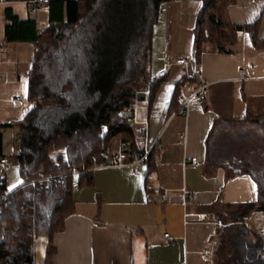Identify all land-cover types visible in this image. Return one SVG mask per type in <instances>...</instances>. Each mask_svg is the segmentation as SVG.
I'll return each instance as SVG.
<instances>
[{"label": "crops", "instance_id": "1", "mask_svg": "<svg viewBox=\"0 0 264 264\" xmlns=\"http://www.w3.org/2000/svg\"><path fill=\"white\" fill-rule=\"evenodd\" d=\"M22 1L0 7V154L7 157L16 154L18 123L33 108L29 87L36 47L5 41V11L12 8L21 19H41L40 29L48 25V12L31 16ZM202 6V0H171L153 15L150 80L164 73L167 79L152 94L145 90L148 96L136 104L138 120L148 123L149 142L156 150L152 170L143 163L98 166L88 183L75 175L74 210L52 239L50 259L48 237L36 238L35 264H226L232 225L249 229L252 238L264 236V208L244 217L236 213L239 205L257 200L258 183L251 174L220 164L240 142L232 137L233 125L238 134L246 116L264 108V48L246 30L233 27L259 18L257 36L264 39V0L230 3L222 28L224 50L206 43L197 59L195 26ZM180 58L187 65L178 63ZM181 80L189 92L202 80L210 82L205 97L192 99L188 115L177 113L175 93ZM128 137L116 135L109 147ZM151 176L170 190L165 201L148 187ZM18 177L13 167L8 184L15 186ZM183 189L194 197L184 198ZM203 213L206 220L199 218Z\"/></svg>", "mask_w": 264, "mask_h": 264}, {"label": "trees", "instance_id": "2", "mask_svg": "<svg viewBox=\"0 0 264 264\" xmlns=\"http://www.w3.org/2000/svg\"><path fill=\"white\" fill-rule=\"evenodd\" d=\"M167 1L171 0H51L44 29L36 18L21 19L12 8L6 9L5 41L33 43L36 60L29 87L33 108L18 123L16 154L8 157L19 173L16 185L7 182L12 168L0 171L4 187L11 191L0 206V264H35L39 236L49 239L50 259L52 239L74 210V176L81 183L90 182L93 155L107 149L118 134H128L133 146L141 147L143 135L138 125L127 121L128 108L146 99L145 90L155 92L167 73L147 80L144 89H132L139 73L130 69V61L134 58L137 65L149 60L153 15ZM235 1L202 0L195 26L197 59L206 43L224 50V15ZM233 27L246 30L253 43L264 48V39L257 36L259 18ZM183 84L178 82L176 102ZM242 122L258 123L252 114ZM233 128L232 137L238 138L236 125ZM240 142L233 146L234 155L220 164L247 172L258 183L257 200L236 211L244 217L264 208V162L254 170L243 167ZM155 153L154 149L149 171ZM228 232L226 264H264V236L252 238L249 229L235 225Z\"/></svg>", "mask_w": 264, "mask_h": 264}, {"label": "built area", "instance_id": "3", "mask_svg": "<svg viewBox=\"0 0 264 264\" xmlns=\"http://www.w3.org/2000/svg\"><path fill=\"white\" fill-rule=\"evenodd\" d=\"M11 0H0V7L6 5ZM28 7V12L31 16H35L40 11L49 12L51 9V0H23ZM178 63L187 65L185 58H180L177 60ZM210 82L202 80L199 84L189 92L184 86L179 89L177 96V113L182 115H188L191 101L194 97H205L209 92ZM24 100L20 99L18 103L20 105L24 104ZM138 107L137 105H132L128 108L127 121L134 123L139 126L140 132L143 135L142 145L140 148L133 146V142L129 139L122 140L116 148L108 147L102 150L99 154L93 155V165L89 170L94 169L98 166L104 165H128L134 166L137 164H148L150 161V156L155 146L149 142V125L147 122H140L138 120ZM0 171H8L12 168V164L7 156L0 155ZM36 184V181H33ZM5 181L0 178V206L1 202L5 201L11 191L4 187ZM148 187L160 195V201H165L170 195V190L162 187L160 184L156 183L152 176L150 177ZM182 195L186 199H192L194 197L193 193L187 189H183ZM151 201V200H150ZM188 214L186 213V217ZM200 220H206L208 215L206 213L199 214ZM165 237L169 240L173 239L170 233H165Z\"/></svg>", "mask_w": 264, "mask_h": 264}, {"label": "rangeland", "instance_id": "4", "mask_svg": "<svg viewBox=\"0 0 264 264\" xmlns=\"http://www.w3.org/2000/svg\"><path fill=\"white\" fill-rule=\"evenodd\" d=\"M17 13H20L19 6H15ZM44 17V14H43ZM41 22V19H38ZM130 69H133L139 73L137 81L131 85L132 89L138 87L144 89L147 80H150V66L149 60H141V63H135L134 58L130 61ZM129 87V86H128ZM254 116L257 118L258 123L247 122L243 126L239 127L238 139H241L243 167L256 169L255 164L264 162V108L260 112H254ZM225 132L223 133V135ZM228 132L223 137L228 136ZM121 137V136H119ZM237 141V139H236ZM239 141V140H238ZM237 141V142H238Z\"/></svg>", "mask_w": 264, "mask_h": 264}]
</instances>
